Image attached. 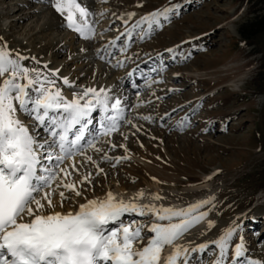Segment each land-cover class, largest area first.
Returning a JSON list of instances; mask_svg holds the SVG:
<instances>
[{
    "label": "rangeland",
    "instance_id": "rangeland-1",
    "mask_svg": "<svg viewBox=\"0 0 264 264\" xmlns=\"http://www.w3.org/2000/svg\"><path fill=\"white\" fill-rule=\"evenodd\" d=\"M77 2L90 7L92 12L107 10L104 16L87 17L90 22L95 20L96 32L102 35L90 41L77 36L64 26L67 12L63 16L56 13L48 0H0V37L13 54L34 56L51 69H61V76H67L78 86L75 91L82 87L110 88L111 95L127 96L133 104L138 102V92L139 99L146 103L126 112L141 131L122 123L112 136L97 138L96 146L111 157H123L126 153L119 147L110 150L106 141L125 145L129 159L114 168L101 161L103 152L88 149L85 154L99 163L107 177L95 176L90 163L83 167L78 163L80 172H73L71 179L78 180L92 172L95 186L86 187L82 197L66 192L69 198L55 211L75 213L86 199H103L117 180L124 182L128 190L158 185V191L168 195L165 204L177 203L180 208L215 196L209 216L176 243H209L239 221L240 232L233 236L230 247L242 242L247 258L264 260V35L246 43L240 34L243 24L264 13L263 0ZM171 4L180 5L178 14L167 21L161 19L162 26L154 29L151 36L143 40L122 36L114 48L104 53L107 63L96 55V50L104 47L103 41L107 44L125 31L126 26L117 21L118 15L133 12L136 20ZM74 18L80 20L78 12H74ZM103 28L106 29L102 31ZM126 41L130 46L122 51ZM45 43L51 46L42 51ZM178 45L187 59H172L167 53L166 49ZM108 53L113 55L108 57ZM117 60L123 61L124 66L112 67ZM24 63L33 65L31 61ZM161 64L165 71H151ZM152 80L162 82L148 87ZM57 83L71 95L62 80ZM173 109L176 111L170 118L161 119ZM100 115L96 111L93 117ZM145 115L153 117L154 122L138 118ZM186 115L188 123L181 130L177 122ZM82 161L83 157L76 156L66 165ZM56 200L59 201L58 194ZM121 219L133 225L148 221V217L130 213ZM208 220L215 221L212 229L206 228ZM106 227L113 229L119 225L111 223ZM143 235V240L134 243L135 248L146 246L154 234L145 229ZM170 248H162L161 258ZM215 252V245L210 244V250L200 253L202 264H212ZM240 264H244V258H240Z\"/></svg>",
    "mask_w": 264,
    "mask_h": 264
},
{
    "label": "snow or ice",
    "instance_id": "snow-or-ice-1",
    "mask_svg": "<svg viewBox=\"0 0 264 264\" xmlns=\"http://www.w3.org/2000/svg\"><path fill=\"white\" fill-rule=\"evenodd\" d=\"M48 2L56 13L63 16L67 12L64 26L84 40L102 35L96 32L95 20L90 22L86 18L104 16L107 10L92 12L90 7L81 6L77 0ZM179 7V4H171L136 20H133V12L118 16L117 19L126 26L125 31L97 49L96 55L107 63L104 53L114 48L122 36L140 40L151 36L154 29L162 26L161 19L170 20L172 15L178 14ZM74 12L79 13L80 22L74 18ZM129 46L126 41L121 50ZM166 51L172 59H187L179 45ZM112 55L108 53V57ZM157 56L162 60L160 54ZM25 61L33 62V65L30 67ZM123 66L121 60L112 65L114 68ZM151 71L163 72L165 66L161 64ZM60 73L61 69H51L37 57L19 52L13 54L0 37V264H160L164 246H172L173 251L163 258V264H202L198 256L210 250V244L216 247L212 264H240V258H244V264H264V260L247 258V249L242 242L230 247L233 236L240 232L239 221L233 222L209 243L195 246H191V242L185 245L176 243L209 216L215 196L185 208H175L139 203L144 197L143 192L125 200L122 194L109 190L103 199H86L75 213L55 211L69 198L66 192L82 197L86 187L94 188L92 172L78 180L71 179L72 173H79L84 164L94 166L95 176L103 174L107 177L99 163L85 154L88 149L103 152L101 161L111 163L114 168L129 159L125 145L106 141L110 150L119 147L126 153L123 157H111L96 146L97 138L112 136L122 123L141 131L128 119L126 112L146 103L139 99L138 92V102L133 104L127 96L111 95L110 88L82 87L75 91L78 86ZM58 80L72 91L71 99L65 96ZM159 82L162 81L152 80L148 87ZM96 111L101 113L102 131L97 130L90 138L86 132L93 124ZM175 111L173 109L161 119L170 118ZM138 118L154 122L151 116ZM188 119L187 115L183 117L177 127L183 130ZM41 131L46 135L41 136ZM124 139L128 137L124 136ZM76 156L83 157V161L71 163L70 167L66 165V161H73ZM57 194L59 201L56 200ZM151 199L162 201L165 197L153 194ZM128 213L148 217V221L125 224L121 218ZM164 221L167 223H161ZM110 223L119 227L107 229ZM214 226L215 221H207V229ZM145 229L154 235L146 246L137 249L134 243L145 238Z\"/></svg>",
    "mask_w": 264,
    "mask_h": 264
},
{
    "label": "bare ground",
    "instance_id": "bare-ground-1",
    "mask_svg": "<svg viewBox=\"0 0 264 264\" xmlns=\"http://www.w3.org/2000/svg\"><path fill=\"white\" fill-rule=\"evenodd\" d=\"M80 18V17H79ZM87 20H88V18H86ZM77 22H80V20L79 21H77ZM131 23V22H130ZM13 27V26H12ZM14 28V27H13ZM104 29H106V28H103L102 29V31H104ZM77 36H79L78 34H77ZM101 44V43H100ZM106 43L103 41V43L101 44V46H103V45H105ZM50 44L49 43H45V44H43L42 45V47H41V50L42 51H46V50H48L49 48L48 47H50L49 46ZM58 50V49H57ZM41 51V52H42ZM58 52V51H57ZM54 56H56L57 54H56V52L53 54ZM150 60H148L147 62H149ZM116 77V76H115ZM117 78L119 79V81H121V78H119L118 76H117ZM103 84V83H102ZM64 94H65V96L68 98V99H71V97H72V93H71V95L70 94H68V92H64ZM94 114V113H93ZM98 120H101V115L97 118ZM75 159V158H74ZM71 162V161H70ZM106 170V169H105ZM114 180V179H113ZM112 186H114V188H113V190H111L113 193H119V194H122L123 195V198L125 199V200H128L129 198H131V197H133V196H135V194L136 193H138V192H143L144 193V197L142 198V199H140L138 202L139 203H144V204H150V203H154V204H156L157 206H159V205H164V206H173V207H175V208H180L181 207V205L180 204H171V205H166L165 204V202H166V199H168V195L167 194H165V193H162V192H160V191H158V185H155V184H150L146 189H138V190H128V188H127V186H126V184H124V182H122V181H120V180H117V181H115V183H114V185H112ZM112 186H110L109 188H111ZM110 190V189H109ZM153 194H159V195H161V196H163V197H165V199L164 200H162V201H154V200H152L151 199V197H152V195ZM72 206V205H71ZM58 209H60V208H58V206L56 207V209L55 210H58ZM63 210V209H62ZM50 211H51V209H50ZM131 214V213H130ZM111 224V223H110ZM189 243V242H188ZM200 243H206V241H195V242H191V246H194V245H198V244H200ZM165 248L166 247H168V246H164ZM172 251H173V248H170V249H168L167 251H166V255L165 256H163L162 258H161V261H160V264H163V258L164 257H167L170 253H172ZM202 257H203V254H201L200 256H198V258L201 260L202 259Z\"/></svg>",
    "mask_w": 264,
    "mask_h": 264
},
{
    "label": "trees",
    "instance_id": "trees-1",
    "mask_svg": "<svg viewBox=\"0 0 264 264\" xmlns=\"http://www.w3.org/2000/svg\"><path fill=\"white\" fill-rule=\"evenodd\" d=\"M240 34L246 43L252 42L257 35H264V13L262 15H256L253 20L243 24L241 26Z\"/></svg>",
    "mask_w": 264,
    "mask_h": 264
}]
</instances>
